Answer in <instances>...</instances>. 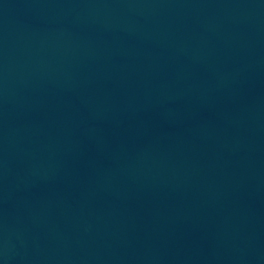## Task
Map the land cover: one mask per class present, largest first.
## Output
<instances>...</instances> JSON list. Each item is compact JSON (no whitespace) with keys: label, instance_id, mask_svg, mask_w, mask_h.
<instances>
[{"label":"water","instance_id":"95a60500","mask_svg":"<svg viewBox=\"0 0 264 264\" xmlns=\"http://www.w3.org/2000/svg\"><path fill=\"white\" fill-rule=\"evenodd\" d=\"M264 78V0H0V264H63Z\"/></svg>","mask_w":264,"mask_h":264}]
</instances>
